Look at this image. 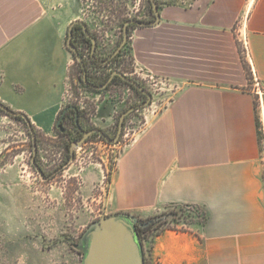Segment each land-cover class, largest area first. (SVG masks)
Listing matches in <instances>:
<instances>
[{"label": "crops", "instance_id": "0c3cea01", "mask_svg": "<svg viewBox=\"0 0 264 264\" xmlns=\"http://www.w3.org/2000/svg\"><path fill=\"white\" fill-rule=\"evenodd\" d=\"M157 2L159 23L134 29L131 53L173 96L117 158L104 209H203L198 227L156 235L157 264H264V90L250 88L239 48L264 88V0ZM79 18L66 0H0V102L42 131L65 104Z\"/></svg>", "mask_w": 264, "mask_h": 264}, {"label": "rangeland", "instance_id": "374dc122", "mask_svg": "<svg viewBox=\"0 0 264 264\" xmlns=\"http://www.w3.org/2000/svg\"><path fill=\"white\" fill-rule=\"evenodd\" d=\"M74 3L73 6L72 0H66L67 15L89 22L104 44L100 46V56L111 54L118 47L126 19H155L151 0ZM136 27L131 26L127 46L116 61L105 66L90 64L92 70L101 72L122 70L152 94L149 106L134 110L125 118L117 144L94 135L75 149L74 158H70V148L56 129L42 131L32 124L38 136L36 160L44 175L51 174L44 178L31 162L34 145L26 121L0 108V264H83V237L99 225L104 215H113L106 212L104 204L117 158L143 131L147 117L154 110H161L173 96L172 86L145 74L136 65L130 43ZM239 48L250 88L264 90L253 73L244 39ZM88 52L89 47L84 46V53ZM66 88L64 106L70 102L78 104L85 113V124L100 127L111 137L118 132L121 114L146 100L140 90L119 80L105 91L88 88L82 83L81 67L75 57ZM133 216L137 221L152 220L151 229L144 233L143 248L146 264H157L152 252L156 234L167 229L196 228L204 221L205 213L198 206L177 205L147 218Z\"/></svg>", "mask_w": 264, "mask_h": 264}, {"label": "water", "instance_id": "95a60500", "mask_svg": "<svg viewBox=\"0 0 264 264\" xmlns=\"http://www.w3.org/2000/svg\"><path fill=\"white\" fill-rule=\"evenodd\" d=\"M153 4V10L155 14V19L153 20H129L125 24L124 27V39L120 46L116 49V51L109 58L104 60L107 62L113 56L117 55L122 49L123 45L127 42L129 38L128 32V24L136 23L138 26H152L156 25L160 21V12H159V4L157 0H151ZM76 23H82L84 30L87 35L88 29L87 25L81 20H75L72 23V26L69 30V36L67 40L68 47L77 54V58L81 60L77 47L72 42L73 36V26ZM93 42L95 39L92 38ZM95 51V46H93V57ZM115 75H119L125 82L130 83L136 86L142 93L146 94L148 99L142 104L132 106L129 109L125 110L119 120V127L117 135L114 138L108 136L102 129L94 128L90 131H84V136L77 141H75L72 145V153H74V149H77L81 146L89 135L97 132L103 135L109 142L117 144L119 142L120 136L122 134L124 121L127 115L133 112L135 109L144 108L151 104L152 94L149 90H147L144 86H142L137 80L131 78L124 74L121 71H114L111 75V78L106 84L101 86H96L98 88H105L107 84L112 80ZM86 79V75H85ZM0 108L11 112L13 114H17V112L11 110L8 106L0 102ZM68 108L65 109V111ZM62 119V117H61ZM59 120V122L61 121ZM37 150L35 144V152ZM34 162V160H33ZM37 170L41 173V175L45 177L42 169L36 165ZM137 220L133 215L128 213H116L110 216L104 215L100 219L99 225L91 228L83 237L82 244L84 250L83 256V264H145V256H144V248L139 237L137 228H136Z\"/></svg>", "mask_w": 264, "mask_h": 264}, {"label": "flooded vegetation", "instance_id": "af4514ba", "mask_svg": "<svg viewBox=\"0 0 264 264\" xmlns=\"http://www.w3.org/2000/svg\"><path fill=\"white\" fill-rule=\"evenodd\" d=\"M76 20H78V19H76ZM79 20L83 21L87 25V29H88V33H89V35L86 34L82 23L74 24L72 42L77 47L78 53H79V56H80L81 60H79L77 58L78 56H77V54L75 52H73V51L72 52H73L74 57L76 58L77 62L79 63V65L81 67L82 83L85 86H87L88 88H91L92 90L99 91V92L105 91V90L108 89V87L113 82L117 81L121 77L119 75H115L112 78V80L107 84V86L105 88H103V89L98 88L96 86H101L103 84H106L109 81V79L111 78V75H112V73L114 71H116V70L121 71V72H123V71L119 70V69H112L108 73L107 72H101L100 70H92L90 68V64L94 63V64H98L100 66L101 65L105 66V65L111 64L112 62L117 60V58L119 57L118 54L121 52V50L123 49L124 46H127V42L123 45L122 49L120 50V52L117 55L113 56L107 62H104V60H106L111 55H113V53L116 51V49L118 47L111 54H108L106 56H100L99 49H100V46H104V44H101L100 38L98 37V35L96 33H94L92 31L88 21H85V19H81V18H79ZM129 20H139V19H137V18H135L133 16L131 18L126 19V21H125V23L123 25V28H122L123 39H124V27H125V24L127 23V21H129ZM72 23L70 24L69 29H68V36H69V30H70V28L72 26ZM133 25H137V24L136 23H129L128 24V32L131 29V26H133ZM92 38L95 39V42H93ZM123 39H122V41L119 44H116V46H120L121 43L123 42ZM67 40H68V38H67ZM84 46H88L89 47L88 54L84 53ZM93 46H95V51H94L95 57H93ZM106 46H108V45H106ZM109 46H111V45H109ZM85 75H86V79H85ZM144 95H145V98L147 100L148 99L147 95L146 94H144ZM136 105H139V104H136ZM136 105H134V106H136ZM66 108H68V109L65 111ZM2 110H4V109H2ZM135 110H137V109H135ZM6 112H8V111H6ZM8 113H10V114H12L14 116L16 115V114H13L11 112H8ZM84 114H85L84 111L82 110L81 107H79L78 104L70 102V103L66 104L62 108V110L60 111V113H59V115L57 117V120L55 122L54 129H56L58 131L59 136L63 137L65 146L66 147L69 146V148H70L69 149L70 150V158H74V156H75V149H74V153H72V145H73V143L84 136V131H90V130H92L94 128H100V127L88 126L87 124H85V118H84L85 115ZM61 117H62V119H61ZM22 118L26 121V123H27V125L29 127V130H30V133L32 135V141H33V145H34V155L32 157V161L31 162L36 167V165L39 166V164H38V162L36 160V157L38 156V136H37V134H36V132L34 130L33 125H31L32 124L31 121L26 119L25 116H22ZM60 119H61V121L59 122ZM100 129H102V128H100ZM71 130H74L76 132L75 135H73L71 133ZM94 135L102 136L105 140H107L103 135H101L100 133L95 132V133L89 135L88 138L86 139V141L89 138H91L92 136H94ZM114 137H111V138H114ZM35 144H36V147H37L36 152H35ZM67 157L68 156L64 157L62 162H64L67 159ZM33 160H34V162H33ZM67 163H68V161L65 162V164H67ZM64 165H62L61 167H63ZM52 174L56 175L58 173L53 172ZM49 176H51V174L47 175V176L45 175L46 178H49Z\"/></svg>", "mask_w": 264, "mask_h": 264}, {"label": "trees", "instance_id": "16d2710c", "mask_svg": "<svg viewBox=\"0 0 264 264\" xmlns=\"http://www.w3.org/2000/svg\"><path fill=\"white\" fill-rule=\"evenodd\" d=\"M123 50H124V47H123V49L121 50V52L118 54L119 56L122 54ZM243 64H244V67H245L246 72H247V66H246V64L244 63V61H243ZM247 76H249L248 72H247ZM118 80H119V81H122V82H124V83H126V84H129V85L133 86L134 88H136L134 85H132V84H130V83H127V82L123 81L121 78H119ZM136 89H138V88H136ZM140 92H141V91H140ZM142 94H143V93H142ZM143 95H144V94H143ZM144 97H145V95H144ZM256 104H257V102H256ZM13 116H14V115H13ZM22 116H25L26 119H28V120L30 121V119L28 118V116H26L25 114L17 113V114L15 115V117H18V118H22ZM31 125H32V124H31ZM204 220H205V218H204ZM203 222H204V221H203ZM203 222H202V223H203ZM152 224H153V222H152L151 219H146V220L142 219L141 221H137V223H136V228H137V231H138L139 237H140V239H141V242H142V244H143V247H144V243H143L144 233H145L146 231H149V230L151 229ZM175 230H177V229H175ZM159 234H160V232H158L156 235H159ZM145 264H146V261H145Z\"/></svg>", "mask_w": 264, "mask_h": 264}, {"label": "built area", "instance_id": "2783aa9c", "mask_svg": "<svg viewBox=\"0 0 264 264\" xmlns=\"http://www.w3.org/2000/svg\"><path fill=\"white\" fill-rule=\"evenodd\" d=\"M154 111H156V110H154Z\"/></svg>", "mask_w": 264, "mask_h": 264}]
</instances>
